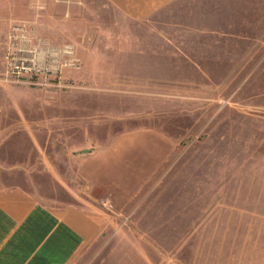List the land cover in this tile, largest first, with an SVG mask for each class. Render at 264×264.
<instances>
[{
    "label": "rangeland",
    "instance_id": "obj_1",
    "mask_svg": "<svg viewBox=\"0 0 264 264\" xmlns=\"http://www.w3.org/2000/svg\"><path fill=\"white\" fill-rule=\"evenodd\" d=\"M13 186L101 215L72 264H264V0H0Z\"/></svg>",
    "mask_w": 264,
    "mask_h": 264
},
{
    "label": "crops",
    "instance_id": "obj_2",
    "mask_svg": "<svg viewBox=\"0 0 264 264\" xmlns=\"http://www.w3.org/2000/svg\"><path fill=\"white\" fill-rule=\"evenodd\" d=\"M147 17L180 0H107ZM101 215L77 205L53 208L19 186L0 189V264H72L102 233Z\"/></svg>",
    "mask_w": 264,
    "mask_h": 264
},
{
    "label": "built area",
    "instance_id": "obj_3",
    "mask_svg": "<svg viewBox=\"0 0 264 264\" xmlns=\"http://www.w3.org/2000/svg\"><path fill=\"white\" fill-rule=\"evenodd\" d=\"M35 59V55H20L18 58L15 56L7 58V75L9 77H13L16 80L43 75V72Z\"/></svg>",
    "mask_w": 264,
    "mask_h": 264
}]
</instances>
